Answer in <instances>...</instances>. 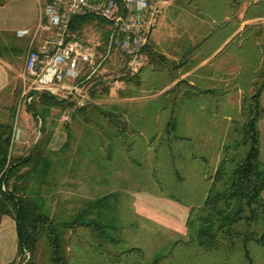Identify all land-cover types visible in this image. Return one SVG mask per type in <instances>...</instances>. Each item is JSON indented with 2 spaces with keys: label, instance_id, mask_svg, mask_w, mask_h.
Masks as SVG:
<instances>
[{
  "label": "trees",
  "instance_id": "1",
  "mask_svg": "<svg viewBox=\"0 0 264 264\" xmlns=\"http://www.w3.org/2000/svg\"><path fill=\"white\" fill-rule=\"evenodd\" d=\"M6 1L0 0V4ZM181 1L203 13L217 5L216 0ZM253 5L261 11L255 15L248 13L246 18L264 17V0ZM216 18L220 21V30L190 48L180 62L170 61L147 46L144 51L149 54L150 61L137 72L125 74L122 78L131 93L163 90L177 80L164 92V106L160 113L166 115L162 113L163 118L160 114L161 126L152 137L145 139L138 129L131 128L120 107H91L102 125L99 131L106 150H111L109 137L117 138L128 159L136 165H141L148 151L152 150L155 153L153 176L158 186L168 197L189 207L188 239L177 240L169 252L157 256L151 264H264L261 251H264V164L260 159L259 127L264 118L261 100L264 92V23L247 24L235 33L241 23L237 15L231 14L228 20L224 15ZM93 21L107 28L98 50L104 55L110 49L115 52L111 43L113 32L108 28V22L100 17L91 14L75 16L70 32L80 38L85 26ZM225 42L211 62L229 56L235 61L240 57L248 58L247 64L232 73L235 77L229 85L221 89H201L186 79H180V70L187 68L195 56L211 57ZM30 94L33 99L27 111L37 121L41 119V127L52 108L73 105L68 99L47 91H31ZM182 100L196 102L211 114L232 118L235 139L224 145L214 173H211L208 159L196 152L192 141L178 133L177 106ZM88 108L83 105L74 111L88 117ZM105 123L108 126L103 128ZM139 140L144 146L136 155ZM11 142L12 123H1L0 225L5 215L15 221L17 255L21 257L17 264H36L42 240H46L53 264H144L145 253L141 247L132 246L119 252L110 249L109 242L116 238L108 236L106 231H115L118 227L112 221L104 220L103 210L114 194L86 202L68 220L53 217L45 210L38 192H29L24 185V181H40L47 176L51 159L43 154L44 149L41 150L39 143L32 153L14 157L10 153ZM166 166L175 174L171 186L162 175ZM177 182L193 186L187 189V198L180 197ZM65 232L70 233L67 239ZM86 257L92 259L88 261Z\"/></svg>",
  "mask_w": 264,
  "mask_h": 264
},
{
  "label": "rangeland",
  "instance_id": "2",
  "mask_svg": "<svg viewBox=\"0 0 264 264\" xmlns=\"http://www.w3.org/2000/svg\"><path fill=\"white\" fill-rule=\"evenodd\" d=\"M168 1L162 5V13L152 33L154 39L150 46V50L153 49V51L161 53L163 51L155 45V42L159 43L161 47L167 43L171 44L172 41L179 38L185 27L195 26L198 22L195 15L197 12L193 7L182 4L178 0H171L170 5L165 9ZM106 29L103 24L93 21L85 26L80 38L92 46L98 43L102 44ZM45 37L49 38L48 31L45 32ZM11 43L22 48L26 47L25 41H16L13 36L5 35L0 39L1 55L6 54ZM143 52L147 54L146 51L143 50ZM25 60L26 57L18 65L24 74H26ZM145 61L149 62L150 56L149 58L144 56L142 63ZM128 73L132 74L127 65V57L121 52H116L108 58L104 73L99 77L85 81L80 92L70 93L69 90H62L63 92L58 97L68 99L73 103L72 107L52 108L42 127L39 124L42 122L41 119L37 121L27 113V106L32 100L27 102L30 93L24 96L23 90L25 82L28 86L32 79L26 75L27 81H24V76L17 82L13 104L7 114L0 113V124L12 123V136L14 131L15 134L20 131L19 140L15 139L11 142L10 153L12 156H26L32 153L35 145L39 143L41 150L44 149L43 154L51 159L52 166L47 176L42 177L40 181L36 179L24 181L29 192H38L39 199L44 203L47 212L58 219L68 220L86 202L114 194V197L107 203L108 207L103 210L104 220H110L118 227L115 231L112 229L106 231L108 236L110 234L112 238H116L109 242L110 249L113 252H119L132 246L141 247L145 253L144 264H151L157 256L169 252L177 240L188 239L187 220L185 219L187 210L178 208L176 211L177 208L171 205L169 199L165 200L166 202L163 200V204L153 201L152 208L136 207L133 202L135 199L132 190L124 191L127 184L125 176L128 174L134 178L139 177L140 180L136 181L135 179L136 184H134L140 189L137 192L147 190L159 199L168 197L157 185L153 176L155 153L151 151L150 157L139 168L138 165L124 160L126 153L119 139L109 137L108 142L111 148L109 151L106 150L107 146H103L104 138L99 131L102 125L98 121V114H93L91 111V107L94 105L102 106L105 109L120 107L123 115L126 118L128 116L130 127L143 128L144 136L148 138L152 137L161 126L157 117L164 112L156 113V110L159 105L164 104V99L137 103L131 100L133 93L128 90L126 82L122 80ZM192 104L197 105L196 102H192ZM83 105L89 106L88 117L74 111L75 108ZM164 114L166 115V113ZM207 115L211 117V114L205 113L206 118H203L205 121L209 120ZM65 117L68 119L65 120ZM162 117L165 116L162 115ZM106 124L103 128L108 126ZM193 130L213 136L214 143L200 145L208 153L216 150L218 146L216 141L223 137L222 131L212 128L209 121L197 124ZM182 131V127L179 126L178 133ZM234 139L235 133L231 130L227 142ZM143 146L144 143L139 140L136 145V155ZM195 146L197 147V145ZM108 161L109 172L104 173ZM117 171L121 172L119 176ZM162 175L170 186L175 182V174L168 166L163 169ZM190 186L187 182H177L176 187L180 197L187 198L186 191H189L187 189ZM182 189L184 192H181ZM5 216L0 229V264L12 261L17 264L21 261V257L17 255L18 239L15 221L11 216ZM69 235V232H65V239L69 238ZM261 251L264 253L263 250ZM91 259V257H86L88 261ZM36 264H53L50 260L46 240H42L39 244Z\"/></svg>",
  "mask_w": 264,
  "mask_h": 264
},
{
  "label": "crops",
  "instance_id": "3",
  "mask_svg": "<svg viewBox=\"0 0 264 264\" xmlns=\"http://www.w3.org/2000/svg\"><path fill=\"white\" fill-rule=\"evenodd\" d=\"M170 1L171 0L168 1L165 9H167L170 5ZM257 1L258 0H240L238 2H235V0H216L217 5L212 7L208 12L204 13L198 12L194 8L197 12L195 15L198 18V22L195 26L192 25L185 27L186 29L184 28L183 33L179 35V38L174 42L172 41L171 44L167 43V45L161 47L159 43L155 42V45L158 46V48H161V50L163 51L162 54L165 55L170 61L178 63L190 48L200 43L212 32L214 33L216 30H220V21L216 18V16L224 15L226 17L225 19L228 20L231 14L237 15L241 20V23L235 33L241 31L247 24H263L264 17L252 16L251 18H246V15H248V13L251 15H255L257 12L261 11L258 10V7H255L254 5V7L252 6V4L256 3ZM178 2L186 4L181 0H178ZM46 31L47 30H45L44 22L42 19L40 0H7L5 3L0 4V39L4 38L5 35H11L16 41L26 42L25 48L11 43L7 51L5 52L6 54H0V113L7 114L13 104L14 96L16 94L17 82L19 81V79L24 78L25 74L21 71L18 65L23 62V59L26 57L28 50L32 44L34 46H40L41 44L45 43ZM233 35L230 36L228 40H230ZM151 36L152 38L147 45L149 48L152 44V39H154V35L152 34ZM225 44L226 42L223 43L218 48V50H216L214 54H212L211 57L202 59L200 56H195L193 62L187 68L180 70V79H186L189 83L196 85L201 89H221L229 85L231 80L235 77L232 73L235 70L239 69V67H243L245 64H247L248 58L240 57L236 61L233 59V61L229 56L227 59L220 60L219 62H211V59L215 57V55L225 46ZM144 54L145 52L142 53V60L144 56H146V58L148 56L149 58L148 53L145 55ZM147 63L148 62L146 61L143 62V65ZM176 81L168 84L163 90H143L140 92H134L131 100L136 103L151 100L159 101L163 99L165 90L171 88L176 83ZM261 100L264 107V92L262 93ZM192 102L193 101L190 100H182L177 106L178 129L179 126L183 129V131L179 134L188 137L192 141L196 152L208 159L211 173H214L222 157L224 145L228 141L227 138L230 136L231 130H233L232 118L230 116H218L211 114L204 106L197 103V105H195L192 104ZM163 106L164 104L159 105L156 113H160ZM27 113L31 118H33L30 112L27 111ZM205 113L211 114V117L207 115L209 117L207 118L209 119L208 121L210 122V126L212 128L220 129L223 136L221 140L216 141V143H218V146L216 147V150L212 151L211 153L206 152L204 150V147H201L200 145H209L214 143L213 136L209 133L193 130L197 124L208 122L204 120L206 118ZM159 119L160 114L157 117L158 122ZM127 120L129 122L128 116ZM39 124L41 125V123ZM259 127L261 144L260 159L264 164V118L260 121ZM135 129H138L143 136L145 135V133H143V128L139 127ZM144 138L149 139L146 136H144ZM195 145H197L199 149ZM151 151L152 150H149L146 156L143 158L142 164L138 165L139 168H141L143 166V162L145 163V160L150 157ZM124 160H128V162L132 163L127 156L124 157ZM107 165H109V161L105 165L106 170L104 171V173L109 172V168H107ZM120 173V171H117L118 176ZM135 179L136 181L140 180L139 177L134 178L129 174L125 176V181L127 182V184L124 191L127 192L128 190H132L131 192L133 193V197L135 199L133 202L136 207L138 206L152 208L153 201H158L163 204V200L164 202H166L165 200L169 199L171 205L177 208L176 211H178V208H186L187 217L185 219L187 220L189 215V208L187 206L179 204L170 197L159 199L153 196V194L147 190H143L144 192H137L139 187L137 185H134L136 184ZM136 188L137 190H135ZM168 204L170 206V203ZM5 217L6 216H3L1 224L3 223Z\"/></svg>",
  "mask_w": 264,
  "mask_h": 264
},
{
  "label": "built area",
  "instance_id": "4",
  "mask_svg": "<svg viewBox=\"0 0 264 264\" xmlns=\"http://www.w3.org/2000/svg\"><path fill=\"white\" fill-rule=\"evenodd\" d=\"M168 0H40L42 19L49 38L40 46H30L25 60V78L32 81L23 90L47 91L60 96L62 90L80 92L82 84L99 77L105 70V59L121 52L127 57L132 73L142 66V53ZM91 14L108 22L115 52L104 55L70 32L75 16ZM73 37V38H72ZM112 46H110L111 48ZM28 103L33 96L28 95ZM68 117H65L67 120ZM41 123V122H40ZM20 131L12 136L19 140Z\"/></svg>",
  "mask_w": 264,
  "mask_h": 264
}]
</instances>
